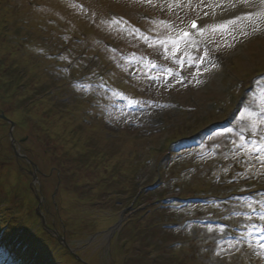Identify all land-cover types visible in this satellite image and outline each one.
Instances as JSON below:
<instances>
[{
  "label": "rangeland",
  "instance_id": "374dc122",
  "mask_svg": "<svg viewBox=\"0 0 264 264\" xmlns=\"http://www.w3.org/2000/svg\"><path fill=\"white\" fill-rule=\"evenodd\" d=\"M35 1L41 4L39 11L44 15L43 20L47 22V17L51 16L62 22L64 32L58 36V31L54 33L47 27L41 35L32 30V43L22 41L24 35L21 33L25 30L17 22L25 14L32 20L36 15L35 12L24 13L18 0L11 2L9 16L4 17L6 26L0 29V115L13 122L12 126L0 120V199L4 200L2 210L17 212L7 217L12 220L11 225L2 234L12 236L19 245L18 251H23L27 243L12 224H27V231L33 234L41 222L34 216L37 209L42 212L44 224L63 239L73 255L87 264H140L136 257L139 243L146 239L152 245H159L160 238L174 242L173 249L177 254L173 255V249L169 251L173 256L170 264H244L250 258L256 259L254 264H264V251L260 250L264 248L263 231L256 230L248 236L250 247L242 258L234 255V244L221 246L220 254L213 256L212 248H204L201 237L206 243L207 239L214 241L227 231L216 228L217 233H214V227L212 232H206L196 228L192 219L222 217L216 214L221 213L218 207L195 200L184 204L172 218L167 207L178 209L177 204H164L175 202L172 200L178 195L211 196L219 189L238 187L236 184H249L252 180L256 188L250 192L258 190L257 194L264 202V165L259 160L264 154L256 153L251 143L247 145L241 139L244 135L264 137V78H255L264 69V32L254 36L232 35L231 40L221 36L219 31L209 33L210 48L222 59L220 72L201 86L191 76L187 85L178 79L167 85L162 81V71H152L147 59L163 62L162 58L170 52L167 36L174 26L191 17H203L209 23L208 14L214 0H171L170 3L69 0L68 4L64 0ZM144 15L151 20L143 18ZM113 17L124 19L129 28L125 30L120 23H112ZM148 22L152 24L147 25ZM136 26L141 27V31L136 30ZM3 32L9 39L4 40ZM74 37L83 43L77 44ZM100 43L102 46L108 43L107 47L123 54L109 53L110 59L102 66L97 57L90 59L91 52L99 50L97 45ZM61 45L65 46L64 56H61L65 59L61 62L64 63L62 69L69 68L73 74L77 72V78L84 74L83 70L88 72L94 67L102 73L117 66L124 68L123 75L119 71H114V75L128 83L129 87L123 90L136 97L138 109L128 112L117 101V92H105L92 82L91 93L78 89V95H82V108L77 110L72 100L79 96L70 91L62 96L57 89L64 84L69 87L70 83L58 81L48 62L44 61V66L34 50L38 47L55 52ZM80 52L85 58L77 57ZM76 65L79 69L74 70ZM112 77L115 85V76ZM170 98L179 110L158 108L159 101ZM94 106L97 109L93 110ZM87 111L97 116L99 122L94 123L98 127L91 126L93 119H82ZM210 122H224L226 126L208 129V125H212ZM252 122L257 123L255 132ZM196 134L201 137V148H183L178 161L168 169L171 165L168 157L175 148H170L169 142L180 137L191 139ZM226 140L231 142L224 144ZM160 144L165 148L162 149ZM156 151H169V154ZM239 157L259 166L252 179L234 180L229 184L225 181L235 163L229 159L237 161ZM133 164L137 166L136 174H132ZM35 172L38 177L31 181V195L25 197L22 190L30 193L28 174ZM155 183H158L156 193L144 200L143 211L138 212L136 207L131 210L136 188ZM58 185L59 191L54 196ZM162 196L168 200L164 203L155 201ZM254 198H247L253 209L264 206H261L260 198ZM122 210L123 224L118 223ZM235 212L243 213L237 209ZM262 213L258 220L264 222V210ZM174 219L183 220L177 229H168L162 234L149 232L160 230V222L169 223ZM149 223L157 226H148ZM143 231L148 234L139 237ZM153 249L152 257L162 254L167 258L164 248ZM32 257L33 254L28 259ZM65 261L82 264L66 258ZM246 264H251L250 260Z\"/></svg>",
  "mask_w": 264,
  "mask_h": 264
},
{
  "label": "trees",
  "instance_id": "16d2710c",
  "mask_svg": "<svg viewBox=\"0 0 264 264\" xmlns=\"http://www.w3.org/2000/svg\"><path fill=\"white\" fill-rule=\"evenodd\" d=\"M13 0H0V29H2V26H6V23H7V20L4 19V17H7L9 16V13H10V10L11 9V2ZM18 4L22 7L24 13H32L30 8L24 3V0H18ZM11 5V6H10ZM24 17H26L27 19H29L30 21V24L31 26H29V24L26 21V19H24ZM24 17H20L19 21L17 22V25H21L22 27L24 26H27V27H31L33 28L34 30L38 31L41 29V26L39 25V20L41 19L40 15L39 14H36V21L34 22L33 20H31L28 16H25ZM25 20V21H24ZM2 34V33H1ZM28 34V33H27ZM28 94V93H27ZM24 95V94H23ZM27 96H30L29 94ZM42 101V100H41ZM46 103L47 101L44 100ZM41 103V102H40ZM36 105H39L36 104ZM41 105V104H40ZM22 192L24 193L25 191L22 190ZM135 195V194H134ZM148 200V197H144L143 193L139 194V196L137 197V199H135V204H134V207L135 206H140L143 204L144 200ZM164 196L158 198L157 200H164ZM148 226H151V227H154V226H157V224H151L149 223ZM159 229H152L150 230L149 232L151 231H157L159 232L160 234H162V227L160 228V223H159ZM145 234H148V231L147 232H142L139 234V237H142L143 235ZM152 236V235H151ZM168 240L166 238H160V241H159V245H152V243L150 242H147L146 239L143 240V242L139 243V246H138V252H137V259H138V262L140 264H149L151 262V256H153V253L155 252V250L153 248H156L157 250L161 249V248H164L165 250V247H166V244H167ZM141 251V252H140ZM173 251V255H176V251L175 249L172 250ZM165 252V251H164ZM173 257V256H172ZM172 257L168 256V253H167V258L164 257L162 254L161 255H156L152 261H153V264H170V262L172 261Z\"/></svg>",
  "mask_w": 264,
  "mask_h": 264
},
{
  "label": "snow or ice",
  "instance_id": "6c2138e0",
  "mask_svg": "<svg viewBox=\"0 0 264 264\" xmlns=\"http://www.w3.org/2000/svg\"><path fill=\"white\" fill-rule=\"evenodd\" d=\"M145 2H147V3H151L152 0H145ZM257 16H258L261 20H264V12L257 13ZM248 19H252V17H248ZM112 23H120V22H119V21H116L115 18H113ZM192 27H193L194 29L197 28V25L195 24V22H193ZM184 35H185V36H188L189 33H188V32H185ZM206 55H207V53H205V56H206ZM197 82H199V81H197ZM262 110H264V109H262ZM248 115H249V117H251V116H252V113L250 112V113H248ZM251 127H252L253 132H255L256 127H257V123H256V122H252V123H251ZM241 139L243 140L244 138L241 137ZM251 148H252V150L255 151L256 153L264 154V137H262L260 141L253 140V141H252V144H251ZM249 154H251V152H250ZM259 160H260L261 165H264V155H260V156H259ZM216 254L219 255L220 253L217 252Z\"/></svg>",
  "mask_w": 264,
  "mask_h": 264
}]
</instances>
